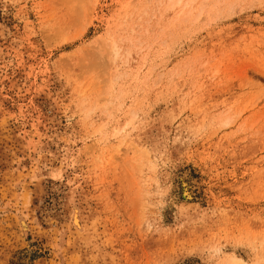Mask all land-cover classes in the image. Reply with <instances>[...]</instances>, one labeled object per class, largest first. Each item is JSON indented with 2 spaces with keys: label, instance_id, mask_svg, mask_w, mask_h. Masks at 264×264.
I'll return each mask as SVG.
<instances>
[{
  "label": "rangeland",
  "instance_id": "rangeland-1",
  "mask_svg": "<svg viewBox=\"0 0 264 264\" xmlns=\"http://www.w3.org/2000/svg\"><path fill=\"white\" fill-rule=\"evenodd\" d=\"M234 259L264 264V0H0V264Z\"/></svg>",
  "mask_w": 264,
  "mask_h": 264
},
{
  "label": "bare ground",
  "instance_id": "bare-ground-1",
  "mask_svg": "<svg viewBox=\"0 0 264 264\" xmlns=\"http://www.w3.org/2000/svg\"><path fill=\"white\" fill-rule=\"evenodd\" d=\"M112 47L113 48L115 47L114 43L112 44ZM73 222L78 227L79 221H78L77 214H74ZM21 226H22L23 230H26L27 226H26V223L23 220H21ZM79 228L81 229V227H79ZM233 261H234V264H244V263H242V261L240 259H234Z\"/></svg>",
  "mask_w": 264,
  "mask_h": 264
}]
</instances>
